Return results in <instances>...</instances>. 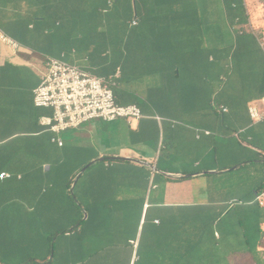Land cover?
<instances>
[{
    "label": "crops",
    "instance_id": "0c3cea01",
    "mask_svg": "<svg viewBox=\"0 0 264 264\" xmlns=\"http://www.w3.org/2000/svg\"><path fill=\"white\" fill-rule=\"evenodd\" d=\"M180 1L128 0L144 18L130 26L149 14H184L191 7ZM242 1L234 15L246 34L247 25L256 29ZM61 10L0 0V31L19 43L14 51L0 39V175H12L0 176V209L24 222L21 233L5 235L26 247L18 264H264V119L249 112L255 102L264 111V39L253 34L257 54L245 48L236 63L228 61L232 55H209L221 70L206 76L210 93L198 105L194 91L175 92L183 77L177 63L169 70L168 57L132 53L151 41L121 43L88 11L75 19ZM49 57L100 77L117 75V102L138 105L143 117L51 130L42 119L53 108L34 102ZM13 191L17 208L3 211ZM245 222L253 223L254 244ZM54 223L65 232L41 231Z\"/></svg>",
    "mask_w": 264,
    "mask_h": 264
},
{
    "label": "rangeland",
    "instance_id": "374dc122",
    "mask_svg": "<svg viewBox=\"0 0 264 264\" xmlns=\"http://www.w3.org/2000/svg\"><path fill=\"white\" fill-rule=\"evenodd\" d=\"M107 1L33 0L34 4L38 2L40 6L44 2H50L56 11H62V8L70 11L75 19L84 15L83 18H85L87 16L86 11H88L89 16L93 18V24L97 28L102 26L104 16H112L111 24L114 28L112 30L115 40L126 43L129 37L139 36L140 39L151 41L152 45L133 46L132 53L136 55L147 54L153 61H157L158 57L161 56L168 57L169 60H167L166 65L169 70L172 69L173 64L177 63L176 67L181 69L183 77L175 84V92H183L185 96L186 93L194 91L199 95V98L194 100L198 105H203L210 93L209 85L205 80L206 76L209 78V75L211 76L215 70H221L218 65L212 67L213 65L207 60L208 56L212 54L218 59L226 55H232L228 61L231 64L236 63L238 62V56L245 48H249L254 54H257V43L252 41L253 34L258 39H264V0H246L252 25L256 29L255 31L250 25H247L248 32H245L246 34H242L241 30L245 27H243L242 22L235 21L234 15V12H241L244 9L242 0H181L179 3L183 6L187 7L188 5V7H191L188 8L189 10L185 9L184 14L154 13L138 27L130 26L133 15H129L124 11L123 6L127 5L124 4L126 0H120L115 6H109ZM233 6L238 8L234 9ZM104 8H107L110 13L104 14ZM76 21L78 24H84L79 19ZM106 27L111 28V25L108 24ZM106 27L102 28L106 31ZM155 39H167V43L171 46L156 45ZM175 42H178V44ZM262 47L264 49V45ZM116 56L114 55V57ZM121 57L118 55L116 59ZM212 86H216V83L213 82ZM194 88H197L198 92ZM245 143L249 145L248 141ZM235 175L232 174L233 180L236 177ZM249 185H251L250 182ZM9 198L13 201L8 207H4L3 211H14L17 208L14 191L9 195ZM22 223L24 222L18 220L16 216L3 214L0 209V260L3 263L18 264L20 261L19 254L22 253V248L25 249L26 247L20 243L21 240L17 241L18 238L12 237V235L11 238H6L5 235L21 233L20 225ZM61 226L62 223H54L48 227H41V231L45 235L47 233L49 236L56 237L58 233H63V230L60 229ZM245 226L249 228L250 243L254 244L256 238L253 223L245 222ZM36 232H38V229L34 233ZM231 234H235V232ZM241 248V250H246L243 245ZM247 248H250V251L253 252L251 246ZM28 251H33V248L29 246ZM251 256L254 257L253 254ZM237 257L240 260L251 258L249 254L246 255L245 253H239Z\"/></svg>",
    "mask_w": 264,
    "mask_h": 264
},
{
    "label": "built area",
    "instance_id": "2783aa9c",
    "mask_svg": "<svg viewBox=\"0 0 264 264\" xmlns=\"http://www.w3.org/2000/svg\"><path fill=\"white\" fill-rule=\"evenodd\" d=\"M133 23L137 24L138 21ZM0 39L14 51L19 47L17 41L1 31ZM115 76L100 77L80 66L49 57L42 82L34 90L36 106L51 107L54 110L52 117L42 119L43 123L51 130L61 133L80 128L99 118L108 121L126 119L130 123L138 121L143 117L138 105H121L117 102L114 92L117 84ZM260 103L264 106V97L260 99ZM222 111L226 112L228 108L222 107ZM249 112L254 121L264 119V111L256 102L249 106ZM0 176L9 178L12 175L3 172Z\"/></svg>",
    "mask_w": 264,
    "mask_h": 264
},
{
    "label": "trees",
    "instance_id": "16d2710c",
    "mask_svg": "<svg viewBox=\"0 0 264 264\" xmlns=\"http://www.w3.org/2000/svg\"><path fill=\"white\" fill-rule=\"evenodd\" d=\"M132 1V3H133V1L134 0H131ZM137 1V4H138V0H136ZM120 2V0H108L107 1V4L110 6V5H113V6H115V4H117V3H119ZM111 3V4H110ZM124 4H127V5H124L123 6V8H124V11H126V13L127 14H129V15H133L132 16V18H131V21L132 20H139V19H142V20H144V18H142L143 17V15L142 14H140L139 13V7L137 8V11H138V13H137V15H136V13H134V11H133V9H134V7H133V9L132 8H129V6H128V0H126V1H124ZM132 9V10H131ZM104 14L106 13V14H108V13H110L109 12V10L107 9V8H104ZM151 15L152 14H149V15H147L148 17H151ZM113 17L112 16H104V18H103V21H104V23H107V24H110L111 25V27H112V19ZM110 21V22H109ZM110 29V28H109ZM264 187V186H263ZM65 231H63V233H64ZM61 233V232H60ZM60 233H58V234H60Z\"/></svg>",
    "mask_w": 264,
    "mask_h": 264
}]
</instances>
